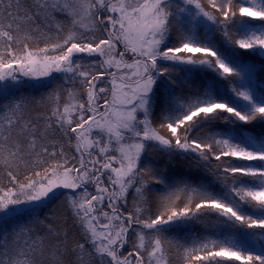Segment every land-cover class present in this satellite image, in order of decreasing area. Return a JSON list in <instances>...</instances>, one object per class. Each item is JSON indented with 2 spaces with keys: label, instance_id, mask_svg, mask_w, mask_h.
I'll use <instances>...</instances> for the list:
<instances>
[{
  "label": "snow or ice",
  "instance_id": "obj_1",
  "mask_svg": "<svg viewBox=\"0 0 264 264\" xmlns=\"http://www.w3.org/2000/svg\"><path fill=\"white\" fill-rule=\"evenodd\" d=\"M0 264H264V0H0Z\"/></svg>",
  "mask_w": 264,
  "mask_h": 264
},
{
  "label": "trees",
  "instance_id": "obj_2",
  "mask_svg": "<svg viewBox=\"0 0 264 264\" xmlns=\"http://www.w3.org/2000/svg\"><path fill=\"white\" fill-rule=\"evenodd\" d=\"M224 87L226 88V87H227V85L225 84V85H224Z\"/></svg>",
  "mask_w": 264,
  "mask_h": 264
}]
</instances>
